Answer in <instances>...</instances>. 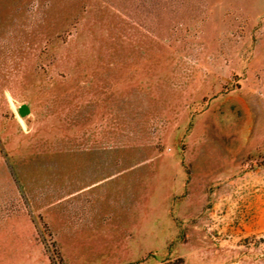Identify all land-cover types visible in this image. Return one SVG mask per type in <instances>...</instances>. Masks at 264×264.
I'll list each match as a JSON object with an SVG mask.
<instances>
[{"label":"rangeland","instance_id":"374dc122","mask_svg":"<svg viewBox=\"0 0 264 264\" xmlns=\"http://www.w3.org/2000/svg\"><path fill=\"white\" fill-rule=\"evenodd\" d=\"M0 264H264V0H0Z\"/></svg>","mask_w":264,"mask_h":264},{"label":"water","instance_id":"95a60500","mask_svg":"<svg viewBox=\"0 0 264 264\" xmlns=\"http://www.w3.org/2000/svg\"><path fill=\"white\" fill-rule=\"evenodd\" d=\"M18 113L21 118L25 119L27 116L31 114V108L29 105L24 104L18 108Z\"/></svg>","mask_w":264,"mask_h":264}]
</instances>
